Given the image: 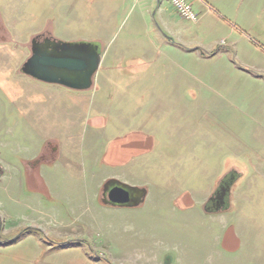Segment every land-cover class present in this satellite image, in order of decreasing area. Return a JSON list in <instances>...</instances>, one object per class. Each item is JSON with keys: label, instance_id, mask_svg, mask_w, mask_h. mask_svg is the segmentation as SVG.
I'll return each instance as SVG.
<instances>
[{"label": "rangeland", "instance_id": "obj_1", "mask_svg": "<svg viewBox=\"0 0 264 264\" xmlns=\"http://www.w3.org/2000/svg\"><path fill=\"white\" fill-rule=\"evenodd\" d=\"M29 1L0 0V264H264V0L162 1L176 44L143 60L124 43L167 33L142 2ZM37 36L97 40L91 85L24 78Z\"/></svg>", "mask_w": 264, "mask_h": 264}, {"label": "water", "instance_id": "obj_2", "mask_svg": "<svg viewBox=\"0 0 264 264\" xmlns=\"http://www.w3.org/2000/svg\"><path fill=\"white\" fill-rule=\"evenodd\" d=\"M99 48L91 43L54 42L51 51L34 49V54L22 66V71L34 79L59 83L70 88L83 89L91 85L99 62ZM128 188L116 184L106 193L107 202L116 206H129Z\"/></svg>", "mask_w": 264, "mask_h": 264}, {"label": "crops", "instance_id": "obj_3", "mask_svg": "<svg viewBox=\"0 0 264 264\" xmlns=\"http://www.w3.org/2000/svg\"><path fill=\"white\" fill-rule=\"evenodd\" d=\"M16 1V0H15ZM19 2H25V0H18ZM87 1V4H88V0H85V2ZM100 0H94L95 4L99 3ZM109 1V3L111 4V7L114 8V9H119V8H123L124 6V9H129L131 12H133V8L134 5L136 3H139V2H142L143 5H142V12L148 14V13H153V16H158V19L161 21L162 25H164V31H166L165 33L166 34V37L165 36H161V37H158L157 39H151V38H148L147 37V44L150 45V47H146L144 44L145 42V39H137L136 41L134 40H129V41H126L128 42L129 44L126 45V42L124 43L123 45V56L122 58H119V59H122L123 60V57L127 56L130 57L128 59H131V60H136V59H148L151 57L152 55V49L156 50L157 51V55H162V52H163V48L162 46L165 48V49H168V48H173L175 46V40H173L172 38V31H171V28H170V25H171V22L166 19V15H165V10L162 9L161 5H162V1H165L167 4L168 2L166 0H107ZM201 2L200 3V7H202V9L204 7H206L207 5V2H205V0H200ZM31 2V0L29 1ZM79 2L81 3V0H79ZM192 5V4H191ZM208 6V5H207ZM75 8V9H74ZM72 10L76 11V9L78 10L80 8V5L78 6H75ZM193 8V7H192ZM207 8V7H206ZM17 9V8H16ZM132 9V10H131ZM173 10V9H172ZM153 11V12H152ZM175 14V12H174ZM145 18V14H143V23ZM199 21H197L198 23ZM147 23V22H145ZM169 35V36H168ZM37 39H39V37H34L31 41V51L33 50V46L36 45V44H41L43 43V41H37ZM53 42H62L60 40H58L57 38H55L54 40H51ZM79 43V42H78ZM84 43H91V44H96L98 45V48H99V55H100V62H99V65L101 64L102 61V56H103V51H102V46H100L99 44H97V40H88V41H84ZM210 49V48H209ZM208 49V50H209ZM190 49H188L189 51ZM30 51V52H31ZM193 52V51H192ZM208 51L206 52H201L203 54L202 57L203 58H213L215 57L216 55V52H212V53H207ZM32 53V52H31ZM31 53H30V56H31ZM164 53V52H163ZM30 56L27 58L29 59ZM27 61V60H25ZM20 73L22 74V76L24 78H31L33 79V77H31L30 75L24 73L22 71V68H20ZM140 71L139 69H135V67H129V68H123V69H118V75H121V76H129V77H135V76H139L140 75ZM47 83V82H46ZM91 83H92V80H91ZM52 85H55V86H59V87H64V88H68L67 86L65 85H62V84H59V83H50ZM70 88V87H69ZM126 133H125V136H134L135 139H136V144H140V142L142 141H146L148 138H151L152 140H154L155 138V134L151 133V132H147V131H143L141 129H127L125 130ZM122 137L120 136H115L114 137V140H117V139H121ZM147 138V139H146ZM150 144V143H149ZM149 151L148 152H145V153H153L154 151V146H151V144L149 145Z\"/></svg>", "mask_w": 264, "mask_h": 264}, {"label": "flooded vegetation", "instance_id": "obj_4", "mask_svg": "<svg viewBox=\"0 0 264 264\" xmlns=\"http://www.w3.org/2000/svg\"><path fill=\"white\" fill-rule=\"evenodd\" d=\"M53 46H54V42L53 41H51V40H48V39H44V41H43V43H42V45L41 44H36V45H34L33 46V50L31 51L32 53H31V56L34 54V49L35 48H38V49H40V50H46L47 52H49V51H51L52 50V48H53ZM30 56V57H31ZM224 179V184L226 185V186H229V183L231 182V180L233 179V176H231L230 174H228L225 178H223ZM120 185V184H119ZM114 186V185H113ZM112 186V187H113ZM127 188V187H126ZM128 191H129V194H130V197H131V194H132V190L130 189V188H128L127 189ZM106 193H107V191H106ZM106 193H105V197H104V200H103V203L105 204V205H111L110 203H108L107 202V198H106ZM223 195V193L222 192H219V193H215V194H213L210 198H209V200H210V202H212L211 203V206H215V203L216 204H218V207H219V205H220V203H221V200H222V196ZM131 200H132V197H131Z\"/></svg>", "mask_w": 264, "mask_h": 264}, {"label": "built area", "instance_id": "obj_5", "mask_svg": "<svg viewBox=\"0 0 264 264\" xmlns=\"http://www.w3.org/2000/svg\"><path fill=\"white\" fill-rule=\"evenodd\" d=\"M175 14L185 20L192 23L198 21V14L192 8L191 3L187 0H166Z\"/></svg>", "mask_w": 264, "mask_h": 264}]
</instances>
